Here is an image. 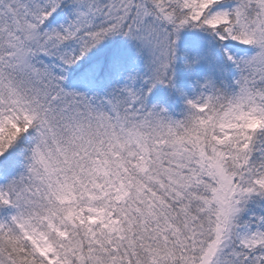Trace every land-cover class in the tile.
I'll return each mask as SVG.
<instances>
[{
    "label": "snow or ice",
    "instance_id": "6c2138e0",
    "mask_svg": "<svg viewBox=\"0 0 264 264\" xmlns=\"http://www.w3.org/2000/svg\"><path fill=\"white\" fill-rule=\"evenodd\" d=\"M0 264H264V0H0Z\"/></svg>",
    "mask_w": 264,
    "mask_h": 264
}]
</instances>
